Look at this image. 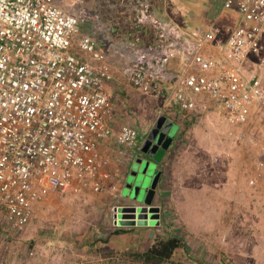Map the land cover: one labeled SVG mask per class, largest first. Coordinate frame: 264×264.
<instances>
[{
  "label": "built area",
  "instance_id": "built-area-1",
  "mask_svg": "<svg viewBox=\"0 0 264 264\" xmlns=\"http://www.w3.org/2000/svg\"><path fill=\"white\" fill-rule=\"evenodd\" d=\"M151 1L121 2L138 11L134 30L158 33L127 51L81 34V9L69 11V0H0V208L10 225H28L38 204L61 194L104 191L110 162L102 146L117 122L110 83L163 98L158 117L216 112L224 138L240 132L245 145L244 128L264 121V0H223L239 21L195 30L166 8L153 19L155 8L143 12ZM139 137L126 122L116 142L131 149ZM256 168L251 185L264 177V161ZM126 205L112 206L114 227L139 219L122 216Z\"/></svg>",
  "mask_w": 264,
  "mask_h": 264
},
{
  "label": "rangeland",
  "instance_id": "rangeland-1",
  "mask_svg": "<svg viewBox=\"0 0 264 264\" xmlns=\"http://www.w3.org/2000/svg\"><path fill=\"white\" fill-rule=\"evenodd\" d=\"M69 1L74 9H81L78 12L81 34L91 35L101 41L108 40L109 37L119 48L129 51L137 44V36L145 33L139 29L132 30V37L125 34L130 31L128 27L134 25L137 14L131 12L129 17L123 19L126 21L124 24L111 8V5L116 4L115 0ZM87 5H96V9ZM220 6H223V0L167 2L169 14L187 30L215 27L217 21L209 18L208 10L219 11ZM152 7L159 10L156 14H151L153 19H156L155 16H162L165 11L164 0H152L143 12L150 14ZM206 11L204 17L202 14ZM100 12L103 14L101 20L98 18ZM228 13L229 11L224 10L218 13V26L223 27L232 22ZM123 26L127 27L124 33L121 32ZM97 27L103 33L97 32ZM118 83L120 89H114L113 99L115 107L121 105L116 112L117 117L120 115V120H117L120 124L115 126L116 132L109 140V147L114 145L118 126L126 122L137 125L141 147L143 139L156 123L157 108L163 98L148 99L139 96L130 86ZM168 115L171 116L170 113ZM260 122L257 128H244L249 139L246 145L239 136L240 132H236L228 140L229 138H224V131L220 133L217 126L212 125V128L206 129L199 126L194 128L188 122L184 126L180 124L182 133L180 130L177 137H184L191 130L187 134L190 136L187 140L190 150L182 146L183 140L176 139L168 154L165 152L167 150L158 151V161H163L164 170L154 199V205L161 207L159 224L152 221L150 226H124L121 227L124 230H133L122 234L115 232L117 227L112 225L111 208L114 204H128L129 216L133 218L134 205L140 203L125 191L127 172L136 154L130 159L124 156L118 161L113 153L109 155L106 152L111 159L110 177L102 193H69L48 199L38 204L31 222L26 226L10 225L0 208V262L264 264V177L256 185H251L248 181L257 174L255 171L258 170L256 167L259 161H264V136H254L261 128L264 132V121ZM126 150L124 148V153ZM135 151L138 154L136 157L144 155L142 147L138 146ZM117 161L121 167L117 165ZM206 180L208 185L204 186ZM185 185L188 193H185ZM163 188L165 189L162 190ZM164 194L166 207L160 203ZM185 199L189 200L183 208L181 204ZM122 214L124 217L128 216L127 210ZM170 235L182 237L185 245L177 249L169 261L146 263L136 255L154 241ZM100 238L108 240L101 241Z\"/></svg>",
  "mask_w": 264,
  "mask_h": 264
},
{
  "label": "water",
  "instance_id": "water-1",
  "mask_svg": "<svg viewBox=\"0 0 264 264\" xmlns=\"http://www.w3.org/2000/svg\"><path fill=\"white\" fill-rule=\"evenodd\" d=\"M159 131H161L162 138L157 139L156 135ZM179 131L180 126L178 124H175L173 120H168L166 117L161 116L151 129L148 139L144 140L142 144L143 152H149L151 156H155L161 149L164 151L167 150L168 152L174 146L175 140L179 138L177 137ZM156 169L157 164L153 160H144L140 156L132 159L131 166L128 170L125 191L140 201L138 205H134V211L132 210L134 213H137L133 215L139 219H125L122 220V224L147 226L152 221H154L153 223H160L161 207L153 203L162 171ZM127 208L128 206H123L122 210L129 212L130 210ZM129 213L126 218L131 217Z\"/></svg>",
  "mask_w": 264,
  "mask_h": 264
},
{
  "label": "crops",
  "instance_id": "crops-1",
  "mask_svg": "<svg viewBox=\"0 0 264 264\" xmlns=\"http://www.w3.org/2000/svg\"><path fill=\"white\" fill-rule=\"evenodd\" d=\"M178 1H180V0H178ZM115 2H116V5L114 4V5H111V7H116L117 8V11H116V15L119 17V18H121V20H123V19H125L126 17H129V14H131V12H133V13H135V14H137L138 13V11L132 6V5H129V7L126 5V6H121V2H122V0H115ZM167 2H168V0H164V6H165V8L167 9ZM88 4H89V2H88ZM66 6H67V8H68V10L69 11H71V12H75V9L73 8V6H70V4H67L66 3ZM91 7V8H94V7H96V5L95 6H90V5H87V7ZM85 7V6H84ZM152 8H154V7H152ZM96 9V8H95ZM156 9V8H155ZM79 10H80V8H79ZM157 11H159L158 9H156ZM223 11V7L222 6H220V8H219V11H211L210 9L208 10V14H209V18H211V19H213V20H216L217 21V23H216V26H218V18H217V15H218V13H220V12H222ZM224 11H227V10H224ZM207 13V11L206 12H204L202 15L204 16L205 14ZM227 16H229V15H227ZM205 17V16H204ZM124 21V24H126V21L125 20H123ZM219 22H221V21H219ZM223 22V21H222ZM227 24H229V23H227ZM227 24H225V26L227 25ZM122 27V26H121ZM131 27H133V25L132 26H129L128 27V29H130V31L129 32H126L125 34H129V36L130 37H132V32L134 31V29L132 28L131 29ZM120 28V27H119ZM197 28V27H196ZM125 29H127V27H124L123 26V29L121 30V32H125L126 30ZM146 30H144L145 31V33H143V34H141V35H139V36H145L146 34H148L147 33V31H150V29L147 27V28H145ZM133 30V31H132ZM135 30H139V29H135ZM101 31H103L102 29H99V31H97V32H101ZM117 31H119V30H117ZM143 31V30H142ZM107 35H110V34H107ZM139 36H137V38H139ZM109 40V41H108ZM108 40H106L105 39V41H106V45L108 44V42H113L109 37H108ZM117 82V83H116ZM116 82H113V83H110V85H111V89H112V93H113V91H114V89L115 88H118V89H120V87H119V83H118V81H116ZM122 82V81H121ZM130 88H132V87H130ZM132 90H133V88H132ZM138 95L139 96H142L141 94H139L138 93ZM113 102H114V105H116L115 104V101H114V99H113ZM161 105V104H160ZM121 108V105H119L118 107L116 106L115 107V109H116V112H117V110H119ZM159 108V107H158ZM157 108V109H158ZM175 109V108H174ZM170 113V115L171 116H169L168 114ZM167 115H168V119L170 120L171 118H173V120H175V121H178V122H180V124H182L183 126L187 123V124H193V127L195 128V127H197V126H199V127H204V128H206V129H210V128H212V125L213 126H217L218 128H219V132L220 133H222V130H223V127H222V122H221V120H220V117H218V115H217V113L216 112H210V113H197V114H193V113H191L190 115H188V116H182V114H181V112L178 110V109H175L174 111H172V112H169ZM120 116V115H119ZM117 117V114H116V117H117V120H120V117ZM161 117V116H160ZM160 117H156V119L157 118H160ZM165 117V116H164ZM176 118V119H175ZM179 120H178V119ZM118 124H120V122L118 123V121H117V123H115V126H117ZM120 127V125L118 126V128ZM192 127V128H193ZM189 131H191V130H189ZM189 131H188V135H189ZM185 134V133H184ZM186 134V136L184 135V137L183 136H181V138H178V140H183V142H182V146H184L186 149H188V147L190 146V144H189V142H187V140H189V138H190V136H188ZM223 135V134H222ZM220 136H221V134H220ZM141 138V137H140ZM139 138V139H140ZM108 140H111V139H108ZM191 140V139H190ZM187 142V143H186ZM110 143V142H109ZM114 145H112V148H110L109 147V145H107V147H106V144H104L103 146H102V149H103V152L104 153H106V152H108L109 153V155L111 154V153H113V156L115 157H117V159H118V161H121V159L124 157V156H126L128 159H130V157L132 156V155H134V154H136V152H135V149L139 146L140 147V140H138V142H137V145L134 147V148H131V149H127L126 150V153H124V148H122V147H120L119 146V144H117V142H116V138H115V141H114V143H113ZM131 150H133L131 153H129V154H127L128 152H130ZM188 150H190V149H188ZM103 153V154H104ZM167 154H168V152H167ZM107 155V157L109 158V162L111 163V159H110V157H109V155L108 154H106ZM166 155V154H165ZM120 156V157H119ZM118 161H117V165H119V167H121L122 165H120L119 163H118ZM109 171H110V165H109ZM128 173V172H127ZM209 178V177H208ZM211 178V177H210ZM185 180V182H186V178L184 179ZM204 186H206V185H208V183H207V180L206 181H204ZM206 184V185H205ZM184 187V189H185V193H188L189 192V190H188V187H186V185L185 186H183ZM165 188H163L162 190H164ZM166 193V192H165ZM157 194H158V191H157ZM157 194H156V196H157ZM156 196H155V198H156ZM188 196L186 195V198H187ZM189 199H185L184 200V203L183 204H181V206L183 207V208H185V206H184V204L188 201ZM161 204H163V206L164 207H166V204H167V200H166V196H165V194H164V199H162V202H160ZM22 263H24V262H22ZM18 264H21V263H18ZM26 264V263H25Z\"/></svg>",
  "mask_w": 264,
  "mask_h": 264
},
{
  "label": "trees",
  "instance_id": "trees-1",
  "mask_svg": "<svg viewBox=\"0 0 264 264\" xmlns=\"http://www.w3.org/2000/svg\"><path fill=\"white\" fill-rule=\"evenodd\" d=\"M227 11H229L228 15L230 17V21H232L233 24L237 23L239 21V18L236 15V13L231 10H227ZM135 24L136 22H134V25L133 27H131V29L135 28ZM165 152L167 153V151ZM132 230L133 228H127L125 230L122 228H119V229L117 228L115 232L122 234V233H126ZM100 240L105 241L108 239L100 238ZM184 241L185 240L180 236L170 235L167 238H161L159 240L154 241L148 248H146L143 251L137 252L136 255L139 258H142L146 263H151L153 261H169L175 255L177 249L184 247L185 245Z\"/></svg>",
  "mask_w": 264,
  "mask_h": 264
},
{
  "label": "flooded vegetation",
  "instance_id": "flooded-vegetation-1",
  "mask_svg": "<svg viewBox=\"0 0 264 264\" xmlns=\"http://www.w3.org/2000/svg\"><path fill=\"white\" fill-rule=\"evenodd\" d=\"M176 124V123H175ZM153 128V127H152ZM151 128V129H152ZM181 130V129H180ZM150 132H151V130H150ZM149 132V133H150ZM149 133L147 134V136L144 138V140H147L148 139V137H149ZM181 133H182V130H181ZM156 138L158 139V138H162V135H161V131H159L158 133H157V135H156ZM156 139V140H157ZM141 147H142V145H141ZM141 147H139V148H141ZM150 151V150H149ZM162 151V149L161 150H159V152H161ZM136 152V151H135ZM159 152H157L156 153V155L155 156H151L150 154H149V152H144L143 154L144 155H141L140 157L142 158V159H147V160H153L156 164H157V169L156 170H160V171H162V174H161V177H160V179H159V182H158V186H157V190L159 189V186H160V181L162 180V177L164 176V170H163V161H158V154H159ZM167 154V153H166ZM136 155H138L137 154V152H136ZM136 155H135V157H136ZM166 156V155H165ZM134 157V158H135ZM126 183V182H125Z\"/></svg>",
  "mask_w": 264,
  "mask_h": 264
},
{
  "label": "clouds",
  "instance_id": "clouds-1",
  "mask_svg": "<svg viewBox=\"0 0 264 264\" xmlns=\"http://www.w3.org/2000/svg\"><path fill=\"white\" fill-rule=\"evenodd\" d=\"M157 120H158V118H157ZM157 120H156V122H157ZM169 120V119H168ZM170 120H173V119H170ZM173 122L174 123H176V124H178L179 126H180V128H181V125H180V122H178V121H175V120H173ZM156 124V123H155ZM155 126V125H154ZM154 126H152V127H154ZM151 130V129H150ZM150 132V131H149ZM148 132V133H149ZM181 136H179V138H180ZM140 138V137H139ZM144 140V139H143ZM142 144H143V142H142ZM139 203H136L135 205H138ZM154 204V203H153ZM124 205H126V204H124ZM151 225V224H150ZM150 225H147V226H150ZM124 226H131V227H136V226H140V225H124L123 224V226L122 227H124ZM119 228H121V227H118V229ZM115 229H117V228H115Z\"/></svg>",
  "mask_w": 264,
  "mask_h": 264
},
{
  "label": "bare ground",
  "instance_id": "bare-ground-1",
  "mask_svg": "<svg viewBox=\"0 0 264 264\" xmlns=\"http://www.w3.org/2000/svg\"><path fill=\"white\" fill-rule=\"evenodd\" d=\"M148 217H149V215H148Z\"/></svg>",
  "mask_w": 264,
  "mask_h": 264
}]
</instances>
